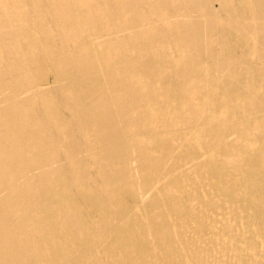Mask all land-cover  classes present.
Instances as JSON below:
<instances>
[{"label":"bare ground","instance_id":"6f19581e","mask_svg":"<svg viewBox=\"0 0 264 264\" xmlns=\"http://www.w3.org/2000/svg\"><path fill=\"white\" fill-rule=\"evenodd\" d=\"M0 264H264V0H0Z\"/></svg>","mask_w":264,"mask_h":264}]
</instances>
